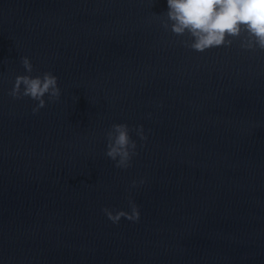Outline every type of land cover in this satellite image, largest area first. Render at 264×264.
<instances>
[{
  "label": "water",
  "instance_id": "water-1",
  "mask_svg": "<svg viewBox=\"0 0 264 264\" xmlns=\"http://www.w3.org/2000/svg\"><path fill=\"white\" fill-rule=\"evenodd\" d=\"M167 11L0 0V264H264V51L196 52ZM23 57L61 90L37 114L9 95ZM113 124L147 137L127 169ZM130 199L138 222L102 211Z\"/></svg>",
  "mask_w": 264,
  "mask_h": 264
},
{
  "label": "clouds",
  "instance_id": "clouds-1",
  "mask_svg": "<svg viewBox=\"0 0 264 264\" xmlns=\"http://www.w3.org/2000/svg\"><path fill=\"white\" fill-rule=\"evenodd\" d=\"M167 6L168 22L164 23V28L170 27L177 36L188 35L191 42L185 41V46L196 52L231 46L235 39L242 36V48L264 51V0H167ZM21 63L28 74L15 78L9 95L16 100L28 97L37 102L32 109L33 114H37L46 107L45 96L49 102L60 99L58 78L51 72L33 77V65L29 58L23 57ZM131 131H135L141 140L147 139L143 126L130 129L127 124H113L106 133L105 155L115 162L116 168H129L132 158L137 155V143L131 138ZM136 186L134 181L132 187ZM129 207L130 212L119 210L114 213L108 208L102 211L114 224L119 223L121 218L138 222L140 212L131 199Z\"/></svg>",
  "mask_w": 264,
  "mask_h": 264
}]
</instances>
